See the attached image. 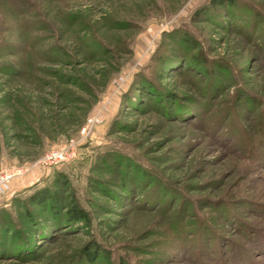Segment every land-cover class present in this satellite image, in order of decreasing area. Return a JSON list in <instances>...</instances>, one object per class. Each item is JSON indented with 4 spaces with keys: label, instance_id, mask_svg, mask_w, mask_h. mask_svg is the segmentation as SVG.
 I'll return each instance as SVG.
<instances>
[{
    "label": "rangeland",
    "instance_id": "obj_1",
    "mask_svg": "<svg viewBox=\"0 0 264 264\" xmlns=\"http://www.w3.org/2000/svg\"><path fill=\"white\" fill-rule=\"evenodd\" d=\"M211 1L0 0V264H264V0Z\"/></svg>",
    "mask_w": 264,
    "mask_h": 264
},
{
    "label": "built area",
    "instance_id": "obj_2",
    "mask_svg": "<svg viewBox=\"0 0 264 264\" xmlns=\"http://www.w3.org/2000/svg\"><path fill=\"white\" fill-rule=\"evenodd\" d=\"M67 153L68 152L63 149L52 151L46 156L45 161L41 164L46 168L65 165L75 158V153ZM27 171L28 170H26L25 172ZM23 173L24 172L22 170H18L17 172H0V192H4V187H6V185H8L17 176L23 175Z\"/></svg>",
    "mask_w": 264,
    "mask_h": 264
},
{
    "label": "trees",
    "instance_id": "obj_3",
    "mask_svg": "<svg viewBox=\"0 0 264 264\" xmlns=\"http://www.w3.org/2000/svg\"><path fill=\"white\" fill-rule=\"evenodd\" d=\"M211 3L214 6H219V5H223L225 3L232 4V3H234V0H212ZM48 196H49L48 193H42L40 195L33 194L29 199H31L32 201H37L39 203H43L45 201V199L48 198ZM23 204H24V202H21L20 206H23ZM0 210H4V209H0ZM5 214L9 215L6 212H5ZM66 214L69 216V220H72V221H81V220L86 219V216H87L86 213L84 212V210L81 209L78 205H75L70 210H67Z\"/></svg>",
    "mask_w": 264,
    "mask_h": 264
}]
</instances>
